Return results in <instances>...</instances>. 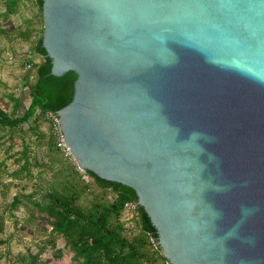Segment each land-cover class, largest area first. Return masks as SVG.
<instances>
[{
  "label": "water",
  "instance_id": "1",
  "mask_svg": "<svg viewBox=\"0 0 264 264\" xmlns=\"http://www.w3.org/2000/svg\"><path fill=\"white\" fill-rule=\"evenodd\" d=\"M43 19L51 73L77 74L52 113L78 166L134 188L169 264H264V0H43Z\"/></svg>",
  "mask_w": 264,
  "mask_h": 264
},
{
  "label": "trees",
  "instance_id": "2",
  "mask_svg": "<svg viewBox=\"0 0 264 264\" xmlns=\"http://www.w3.org/2000/svg\"><path fill=\"white\" fill-rule=\"evenodd\" d=\"M5 5L0 15L4 20L20 13L22 23L15 29L16 36L30 43V67L25 73L23 86L28 89L31 100L24 112H19L20 97L11 94L13 109L8 112L0 107V131L2 136L11 137V133L21 129L39 110L44 117L49 111H57L68 104L74 94L75 71L57 76L51 73L52 60L43 46V0H4ZM29 13H28V12ZM7 33V30L2 29ZM42 56L36 61L33 56ZM35 122L31 128H35ZM43 134V133H42ZM43 135H40L42 137ZM46 161L38 164L44 172L51 173L49 186L40 197L33 194L16 193L9 207L14 210L25 205L38 212L40 219L50 225L49 243L56 245V239L62 237L65 246L72 252V258L80 264H169L157 244L158 233L146 210L138 203L134 188L116 181L99 177L86 170L80 173L59 148L53 131L48 136ZM27 146V145H26ZM20 169L14 176L22 177V172L31 175L32 161L25 149ZM0 162V168L3 165ZM89 177L85 180L83 177ZM100 187V190L94 186ZM109 194H113L109 198ZM127 203L132 205L127 206ZM132 208L134 228H128L124 212ZM32 213V214H33ZM4 225L0 216V228ZM45 246L42 245L41 251ZM58 254L61 255V251ZM40 252L28 250L17 255L20 264H36Z\"/></svg>",
  "mask_w": 264,
  "mask_h": 264
},
{
  "label": "rangeland",
  "instance_id": "3",
  "mask_svg": "<svg viewBox=\"0 0 264 264\" xmlns=\"http://www.w3.org/2000/svg\"><path fill=\"white\" fill-rule=\"evenodd\" d=\"M3 3L4 0H0V13L5 7ZM21 23L20 13L13 14L8 20L0 15V107L8 112L14 106L11 94L21 98L19 112H24L31 100L28 89L23 86L31 47L29 42L17 37L15 33ZM33 58L36 61L42 60L40 55ZM34 122L36 129L31 128ZM51 131L50 121L39 110L29 121L22 124L21 129L13 131L11 137L2 136L0 131V162L4 163L0 168V216L4 220V225L0 228V264H20L17 255L28 250L33 253L40 252L36 264H80L72 258L73 252L65 246L62 237L56 239L55 246L49 243L51 225L40 219L38 212L33 213V209L23 204L14 210L9 207L16 193L33 194L38 198L48 188L51 173L43 171L40 174L43 167L38 163L47 160V139ZM26 147L32 161V174L22 172L24 176L16 177L13 173L21 168ZM66 158L68 163L78 169L74 158ZM94 188L100 190L96 185ZM112 196L113 194H109V198ZM133 214L130 207L124 212L126 225L130 229L135 226ZM42 245L45 246L44 251H41ZM59 251L61 255L58 256Z\"/></svg>",
  "mask_w": 264,
  "mask_h": 264
},
{
  "label": "built area",
  "instance_id": "4",
  "mask_svg": "<svg viewBox=\"0 0 264 264\" xmlns=\"http://www.w3.org/2000/svg\"><path fill=\"white\" fill-rule=\"evenodd\" d=\"M28 67H30V64H28ZM45 117L51 123L52 131L56 137L57 144H58L59 148L61 149V151L63 152L64 156L68 157V158H74L70 148L66 145L63 130H62L61 121L51 111L47 112L45 114ZM78 169L81 171V173L85 174L86 171L83 170L81 167L78 166ZM83 177L85 178V180L89 179V177L87 175H84ZM126 205L128 206V204H126Z\"/></svg>",
  "mask_w": 264,
  "mask_h": 264
},
{
  "label": "crops",
  "instance_id": "5",
  "mask_svg": "<svg viewBox=\"0 0 264 264\" xmlns=\"http://www.w3.org/2000/svg\"><path fill=\"white\" fill-rule=\"evenodd\" d=\"M36 57L38 56V55H35Z\"/></svg>",
  "mask_w": 264,
  "mask_h": 264
}]
</instances>
